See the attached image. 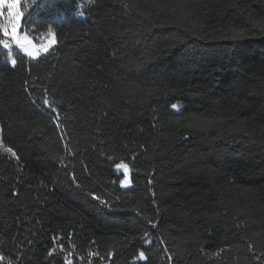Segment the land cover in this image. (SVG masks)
I'll list each match as a JSON object with an SVG mask.
<instances>
[{"label":"trees","instance_id":"obj_1","mask_svg":"<svg viewBox=\"0 0 264 264\" xmlns=\"http://www.w3.org/2000/svg\"><path fill=\"white\" fill-rule=\"evenodd\" d=\"M29 11L20 32L58 44L35 60L0 45V141L18 157L0 147V264H264V0Z\"/></svg>","mask_w":264,"mask_h":264},{"label":"snow or ice","instance_id":"obj_2","mask_svg":"<svg viewBox=\"0 0 264 264\" xmlns=\"http://www.w3.org/2000/svg\"><path fill=\"white\" fill-rule=\"evenodd\" d=\"M40 0H0V20L3 22L0 23V33L4 37H11L12 40L26 53V55L35 60L37 57L41 56L42 54H47L50 52V50L58 44L56 32L53 31L51 27L47 29V41L46 43H43L41 45L32 44V47H25L24 42L32 43L33 40L38 39V37H33L30 35L31 32L35 31L36 28L33 26L31 29H29V33L25 34L23 38L21 39L19 32L23 28H27L29 24H32L31 20V13L30 9H33L34 6H36ZM84 5L80 4L78 5V8H83ZM79 15H83L82 12L78 13ZM0 45H3L4 49H9L11 45L7 42L6 39H0ZM11 64L13 67L16 66L17 60L13 59L11 60ZM35 104L36 102L33 101ZM37 107H40L44 110H50L52 113H55V116L53 118V123L59 127L60 126V114L57 110V108L53 105L52 101L48 99L47 91H45L43 95V101L42 104L37 105ZM171 107L173 109H176L178 107L177 104H172ZM0 147H3L2 141H0ZM3 151L5 153L10 154L13 158H18L17 153L11 148V147H3ZM63 163V161H61ZM115 168L117 170L123 169V179L120 180V184L124 187H128L131 184V181L129 179V165L127 163H118L115 165ZM94 199H99L98 197H93ZM104 203V202H102ZM148 223L155 228L156 224L149 220ZM71 236V234H70ZM31 243V241H29ZM145 244L151 243L149 240L144 241ZM60 250L63 251V245H60ZM251 247V245H249ZM56 251L55 248L50 249L48 251V256H53V253ZM19 257V254H17ZM108 258L111 260L113 253L111 251L108 252ZM214 256L219 255V251L216 253H213ZM6 259L3 255H0V260ZM139 260H147L148 257H146L145 253L141 251L139 253ZM8 264H12L11 260H8ZM66 264H71V260H67Z\"/></svg>","mask_w":264,"mask_h":264},{"label":"rangeland","instance_id":"obj_3","mask_svg":"<svg viewBox=\"0 0 264 264\" xmlns=\"http://www.w3.org/2000/svg\"><path fill=\"white\" fill-rule=\"evenodd\" d=\"M3 21L2 20H0V23H2ZM19 35H20V37H21V39L23 38V36H24V34L23 33H21V32H19ZM7 39H8V43L10 44V45H15L21 52H23L25 55H26V53L12 40V38L11 37H7ZM46 41H47V39L45 40V42H43V43H46ZM43 43H41V44H43ZM24 44H25V47H29V48H31L32 47V44H34V43H28V42H24ZM41 44H36V45H41ZM114 170L116 171V172H118L120 175H121V179H123V169H120V170H117L115 167H114ZM129 179H130V171H129ZM120 187L122 188V189H129L130 187H131V184H130V186H128V187H124V186H122L121 184H120Z\"/></svg>","mask_w":264,"mask_h":264}]
</instances>
